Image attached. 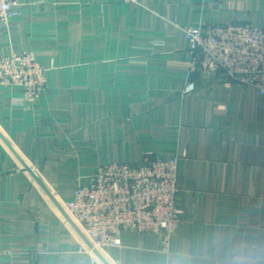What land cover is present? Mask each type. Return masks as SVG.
Listing matches in <instances>:
<instances>
[{"label": "crops", "instance_id": "obj_1", "mask_svg": "<svg viewBox=\"0 0 264 264\" xmlns=\"http://www.w3.org/2000/svg\"><path fill=\"white\" fill-rule=\"evenodd\" d=\"M0 56L34 53L35 101L0 86V264H264V97L192 68L173 24L264 28V0H17ZM196 89L184 93L188 82ZM180 157L167 249L125 231L97 262L67 212L100 166Z\"/></svg>", "mask_w": 264, "mask_h": 264}, {"label": "built area", "instance_id": "obj_2", "mask_svg": "<svg viewBox=\"0 0 264 264\" xmlns=\"http://www.w3.org/2000/svg\"><path fill=\"white\" fill-rule=\"evenodd\" d=\"M19 14L17 0H0V24L9 25ZM173 24L184 33L193 69L217 75L227 83L253 87L264 97L263 27L246 23ZM47 70L32 52L0 56V86L22 87L18 103L35 101L44 89ZM195 89V82H188L184 93ZM179 163L178 156L146 157L134 164H104L94 171L89 183L80 185L66 203L67 212L89 241L79 252L97 262L100 250L121 246L125 231L154 233L167 249L180 222L176 205ZM8 252L0 239V261Z\"/></svg>", "mask_w": 264, "mask_h": 264}]
</instances>
